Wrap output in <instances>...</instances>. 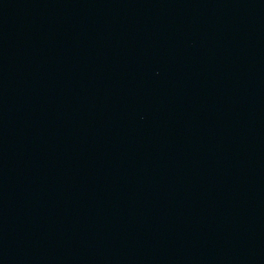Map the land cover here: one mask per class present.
I'll list each match as a JSON object with an SVG mask.
<instances>
[{
  "label": "water",
  "instance_id": "95a60500",
  "mask_svg": "<svg viewBox=\"0 0 264 264\" xmlns=\"http://www.w3.org/2000/svg\"><path fill=\"white\" fill-rule=\"evenodd\" d=\"M0 264H264V0H0Z\"/></svg>",
  "mask_w": 264,
  "mask_h": 264
}]
</instances>
